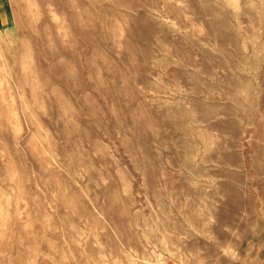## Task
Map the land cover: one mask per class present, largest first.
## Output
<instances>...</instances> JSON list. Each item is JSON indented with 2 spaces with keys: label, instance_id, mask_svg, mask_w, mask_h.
Listing matches in <instances>:
<instances>
[{
  "label": "rangeland",
  "instance_id": "1",
  "mask_svg": "<svg viewBox=\"0 0 264 264\" xmlns=\"http://www.w3.org/2000/svg\"><path fill=\"white\" fill-rule=\"evenodd\" d=\"M0 264H264V0H0Z\"/></svg>",
  "mask_w": 264,
  "mask_h": 264
}]
</instances>
